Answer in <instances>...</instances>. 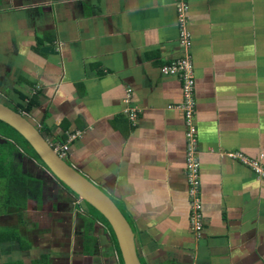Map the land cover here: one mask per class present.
Returning a JSON list of instances; mask_svg holds the SVG:
<instances>
[{
	"label": "crops",
	"instance_id": "obj_1",
	"mask_svg": "<svg viewBox=\"0 0 264 264\" xmlns=\"http://www.w3.org/2000/svg\"><path fill=\"white\" fill-rule=\"evenodd\" d=\"M177 2L0 0V101L32 100L29 118L45 139L68 145L67 162L121 208L142 264H264V178L245 162L264 169V0H184L183 23ZM185 51L200 232L183 85L162 71ZM60 188L70 195L58 192L63 207L53 198L30 217L48 234L11 226L25 249L0 242V264H120L110 231Z\"/></svg>",
	"mask_w": 264,
	"mask_h": 264
},
{
	"label": "water",
	"instance_id": "obj_2",
	"mask_svg": "<svg viewBox=\"0 0 264 264\" xmlns=\"http://www.w3.org/2000/svg\"><path fill=\"white\" fill-rule=\"evenodd\" d=\"M0 120L15 129L34 149L46 169L81 200L95 208L109 223L124 264H142L136 235L115 201L72 164L63 159L25 115L0 101Z\"/></svg>",
	"mask_w": 264,
	"mask_h": 264
},
{
	"label": "trees",
	"instance_id": "obj_3",
	"mask_svg": "<svg viewBox=\"0 0 264 264\" xmlns=\"http://www.w3.org/2000/svg\"><path fill=\"white\" fill-rule=\"evenodd\" d=\"M21 100V104H17L12 108L21 114H29L33 106L32 100L29 99L26 104H24L23 97ZM17 154L28 160L36 161L40 166L45 167L23 136L0 120V216L16 211H25L29 199L35 198L39 200L43 194L41 180L32 177L25 166L22 168L16 163L18 160L16 158ZM64 187L70 191L66 186ZM70 192L73 193L72 191ZM85 204L87 211L92 214L93 218L105 225L110 231L119 262L124 264L118 243L109 223L95 208L86 202ZM5 241H16L19 243L20 248L25 249L23 245L25 240L14 227L0 231V242Z\"/></svg>",
	"mask_w": 264,
	"mask_h": 264
},
{
	"label": "built area",
	"instance_id": "obj_4",
	"mask_svg": "<svg viewBox=\"0 0 264 264\" xmlns=\"http://www.w3.org/2000/svg\"><path fill=\"white\" fill-rule=\"evenodd\" d=\"M177 14L181 23L185 21V14L188 10V5L184 0H178L177 2ZM180 41L184 47H189L191 40L190 34L185 27L180 30ZM163 73L169 75H176L180 78L183 85L184 101L180 108L185 114L186 122L188 125V131L186 137L190 140V144L186 150V175L189 181L190 187V200L192 202V215L191 224L194 228L200 232L203 229V215H202V202L200 193V161L197 156L198 145L195 144V128L192 120L195 111V99L193 97L194 89V72H193V60L189 52L185 51L179 58L175 59L170 65L163 67ZM128 102V101H127ZM132 110V109H131ZM130 110V111H131ZM129 110L127 111V113ZM130 118L135 117V113L131 111L129 113ZM68 145H58L55 150L64 157L68 152ZM253 170L262 178H264V169L258 161H245Z\"/></svg>",
	"mask_w": 264,
	"mask_h": 264
},
{
	"label": "rangeland",
	"instance_id": "obj_5",
	"mask_svg": "<svg viewBox=\"0 0 264 264\" xmlns=\"http://www.w3.org/2000/svg\"><path fill=\"white\" fill-rule=\"evenodd\" d=\"M10 107H12V105ZM25 116L29 118V114L25 115ZM16 158L18 159L16 161V163L18 165L22 166V168L25 166L26 169L28 170L29 174L32 177L42 180L41 186L45 190V195H44L45 199L43 200V202L37 203L38 199L33 198V199H31L33 201H30L27 204V206H28L27 211L21 210V211H16V212L11 213V214L0 216V231H2V229H4V227L6 228L9 226L10 227L11 226H17L18 228L20 227L22 230L24 229V235H26L28 238L31 237V239H32L34 237V239H35L36 233L39 232V229L35 228V226L37 225V224H35L36 221L34 219L30 220L32 212L33 211H40L42 213L43 212L46 213L48 210H43V209H45L44 207H46V205H47L46 203L50 199H53V198H55L56 203H58V205H60L59 207L61 208L65 205V203H64L65 198H63L62 200L61 199L59 200V197H58L59 193L63 194L64 196L66 194L68 196H70V195L66 191H65V193H61V188L59 189V186L60 187H63V186H61L59 184L58 180H56V178L45 167L40 166L38 164V162L33 161V160H28L19 154H17ZM53 192H55V194H52ZM49 193H51V194H49ZM71 196H72V199L74 200L73 204H75V205L80 204L81 206H83L87 210V208L85 206L86 204L83 200H81L75 194H71ZM40 232H43V233H38V234L41 236H44V235L48 234L45 232H49V231L48 230H44V231L41 230Z\"/></svg>",
	"mask_w": 264,
	"mask_h": 264
},
{
	"label": "clouds",
	"instance_id": "obj_6",
	"mask_svg": "<svg viewBox=\"0 0 264 264\" xmlns=\"http://www.w3.org/2000/svg\"><path fill=\"white\" fill-rule=\"evenodd\" d=\"M23 115H28V114H23ZM64 145V144H63ZM54 149L56 148V146H53V145H51ZM57 152V151H56ZM58 153V152H57ZM59 154V153H58ZM60 155V154H59ZM62 157V156H61ZM63 159H65L66 160V156H64V157H62ZM46 168V167H45ZM57 180V179H56ZM59 182V181H58ZM59 184H61L60 182H59ZM62 185V184H61ZM63 186V185H62ZM64 187V186H63ZM73 194V193H72Z\"/></svg>",
	"mask_w": 264,
	"mask_h": 264
},
{
	"label": "flooded vegetation",
	"instance_id": "obj_7",
	"mask_svg": "<svg viewBox=\"0 0 264 264\" xmlns=\"http://www.w3.org/2000/svg\"><path fill=\"white\" fill-rule=\"evenodd\" d=\"M61 185V184H60ZM62 186V185H61ZM52 194H55V192H53Z\"/></svg>",
	"mask_w": 264,
	"mask_h": 264
}]
</instances>
